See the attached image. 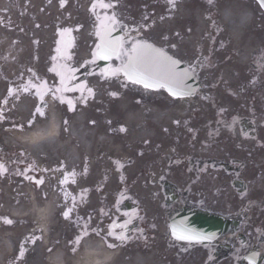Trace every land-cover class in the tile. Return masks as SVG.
Returning a JSON list of instances; mask_svg holds the SVG:
<instances>
[{"label": "bare ground", "instance_id": "6f19581e", "mask_svg": "<svg viewBox=\"0 0 264 264\" xmlns=\"http://www.w3.org/2000/svg\"><path fill=\"white\" fill-rule=\"evenodd\" d=\"M93 3L99 0H0V51L12 55L10 59L4 58V62H13L16 49L24 47L27 51L33 38L52 32L55 27L73 31L79 26V32L89 33ZM103 3L116 5L113 12L126 14L124 18L131 22L140 14H148L145 20L150 26L149 36L165 35L174 46V38L183 37L176 33V23L183 22L185 16L196 21L197 29L179 45H193L195 36L203 32L202 13L191 10V3L176 5L174 0L169 4L164 0H103ZM250 20V12L238 1L228 2L222 11L223 24L234 40ZM245 58L243 54L239 61L242 63ZM224 74V80L230 81L231 70L224 67ZM86 83L88 89H95V95L84 100L74 113L47 98L44 115L37 113L33 118L30 100L24 99L18 103L21 124L0 133L5 147L15 153V159L35 163L41 169L38 173L45 178L39 187L19 173L16 178L0 177V264H154L152 255L128 259L116 256L109 247V239L103 244L89 237L76 249L73 236L80 234L77 225L93 210L91 200L100 188H104V198L108 200L112 186L122 178L132 179L135 192L145 186L146 174L142 172L156 170L157 161L145 157L148 145H168L170 124L175 123L176 117L184 116L185 109L168 99L155 106L149 102L142 105L124 89L111 95L110 82L103 79L89 78ZM114 97L115 101L110 99ZM30 120H34L31 126ZM41 132L44 134L38 135ZM145 163V170H138ZM66 177L67 181L61 184ZM82 192L87 195L83 201ZM71 198L77 206L80 202L82 205L72 210ZM4 218L13 223L4 224Z\"/></svg>", "mask_w": 264, "mask_h": 264}, {"label": "flooded vegetation", "instance_id": "af4514ba", "mask_svg": "<svg viewBox=\"0 0 264 264\" xmlns=\"http://www.w3.org/2000/svg\"><path fill=\"white\" fill-rule=\"evenodd\" d=\"M254 7L257 9L256 24L241 33L243 43L255 42L244 68L246 74L242 75L237 86L245 103L239 107L236 117L231 116L217 123L218 129L224 128L232 133L237 130L239 139L236 150L241 155L231 158L230 153H226L224 159L216 160L206 154L207 149L197 151L193 147L196 134L188 128L189 124L183 123L185 144L183 147L176 145V157L169 165L174 166L176 176L190 178L189 182L180 192L176 191L177 198L170 197L164 180L171 173L167 169L158 181L159 193L151 198L156 203L154 209L149 212L136 207L124 210L118 204L115 209L119 216L109 220L107 234L103 236L105 242L108 238L111 240V249L116 255H152L156 258V264H248L252 257L255 258V264H264V191L258 189L254 193L258 195L257 199L247 193L245 187H239L241 182H247L244 179L246 176L255 179L256 183L264 179V23L260 22L264 19V13L255 2ZM54 39V44L41 57L42 63L54 64L60 71L71 69L67 64L78 59V47L75 43L70 46L63 37L56 36ZM126 40L125 46L130 47L133 40L128 36ZM231 44L232 40L227 38L225 45ZM36 50L35 41L32 52L28 57L24 55L20 64H10L7 69L0 66V116L3 117L0 128L20 123L17 104L21 100H30V111H35L38 100L43 102V98L39 99L38 96L45 91H37ZM240 54L237 51L228 57L235 59ZM87 63L91 64L89 68L68 74L88 73L104 77L102 70L92 61ZM118 65L119 60L112 63L111 68L116 69ZM45 107L43 104L42 110ZM177 126L176 123V129ZM212 170L219 174L217 185L193 192V186L200 184ZM184 209L202 210L210 216L237 221L239 226L204 243L178 241L169 234L167 225L171 216ZM110 225L114 233H123L128 239L122 243L114 236H109ZM87 237L82 234L78 245Z\"/></svg>", "mask_w": 264, "mask_h": 264}, {"label": "snow or ice", "instance_id": "6c2138e0", "mask_svg": "<svg viewBox=\"0 0 264 264\" xmlns=\"http://www.w3.org/2000/svg\"><path fill=\"white\" fill-rule=\"evenodd\" d=\"M261 3L264 4V0H261ZM99 6L101 8L111 7V5L104 4L103 0H99ZM116 26L117 21L115 18L110 20L105 18V20L100 23V30L97 32L100 42L96 45V52L93 53V55L102 60H112L115 58L120 61V66L118 68L109 69L112 75L122 73L132 84L142 85L143 88L150 90L164 89L174 98L185 97L191 94V90L187 85L189 73L187 70L179 68L180 62L178 60L173 59L163 49L157 48L143 40H135L131 43L130 47H126L127 40L124 36L114 37L112 35V33L116 31ZM62 71L64 72V75L61 76V83L63 84L64 80L69 78L67 74L71 73L73 70L62 69ZM61 90L62 89L58 88L56 91L59 92ZM63 90H68L67 85H65ZM9 91L11 92V89ZM88 91L91 92V89ZM40 95L42 99L43 93ZM42 106V103L37 104L33 112V118H35L37 113L41 116L44 115ZM0 112H2V109H0ZM2 119L3 117L0 116V120ZM33 122L34 120H30L28 125L31 126ZM20 130H22V126ZM123 130L124 129L121 128V131ZM42 134L44 133H38V135ZM5 171V166L0 164V174H3ZM66 181L67 177L61 181V184H64ZM34 182L37 185L43 183L42 180H35ZM64 216L65 218L68 217L67 211L64 213ZM3 223L10 225L13 221L4 218ZM170 227L172 236L179 241L200 243L214 238V234H204L197 231L188 226L184 221L174 223ZM83 234H88L86 229ZM108 235L114 236L115 239L122 243L128 239L123 233H114L111 225L109 226ZM73 243H79V237H77ZM109 247H112V245H109ZM248 264H255V258H249Z\"/></svg>", "mask_w": 264, "mask_h": 264}, {"label": "rangeland", "instance_id": "374dc122", "mask_svg": "<svg viewBox=\"0 0 264 264\" xmlns=\"http://www.w3.org/2000/svg\"><path fill=\"white\" fill-rule=\"evenodd\" d=\"M192 1L194 2V6H196V4L198 2H195L194 0H192ZM183 4H185V3H183ZM186 4H188V3H186ZM113 10H114V7L111 6L110 10H107L106 13L111 14V12H113ZM124 15H126V14H121L119 16V19L122 20V21H126V23H127L128 20L123 18V17H125ZM143 15L144 14H140L136 18H142ZM138 33L141 35L143 33V31L140 29V30H138ZM87 37H88V35L84 36L83 38L87 39ZM155 37H157L159 39V41H160L162 46H168L167 43H166V41L168 40L167 38L162 39L163 37L161 38L160 34L155 35ZM86 39H84V41ZM196 54L194 53V51H192V49L188 50L187 48H180V49H178V52H177V55L180 58H183V59L186 58L188 60L189 64H193L192 58H196L197 57ZM206 63L207 62L204 61V62H202V64L196 66V68H195L197 74L199 75V78L202 79L203 84H202V89H201L200 94L192 100L193 102L191 104H189L190 105L189 115L191 114L190 115L191 116V120H189V122L191 124L190 126L193 127L195 129V132L197 133V141H196L197 148H199L200 142H203V139L207 138L206 134L208 132V127H209L208 126L209 118L211 117L210 120H212L214 118V116H213L214 110H213L212 102L210 101L211 98H212V94L215 95V99L217 101H219L220 103L223 104V108L224 109L227 108V109H229V111H231V108H230V107H232L231 103H234L236 105L239 104V99H238L237 95L227 94L225 91L221 92L223 89H221L220 86L223 87V85L220 84V82H218L214 78V74L212 73V69H213L212 65L206 66ZM233 80H235V79H232V81ZM236 80H238V76H237ZM212 82H214V83L217 82L214 85V87L217 86V85H220V86L217 87V90L210 91L209 89H207V86L210 85ZM114 84L109 86L110 90H112V92H111L112 94H116V93L121 91V88L118 87L117 85H114ZM129 91H131V90L129 89ZM135 95L137 96L136 99H139L140 103L143 104V105H145V103L148 102V101L152 105H156L157 103H159L164 98H167V96L164 95V94L155 95L153 97L150 95L149 98H144V97H142L143 95L139 94V93H135ZM238 95H240V94H238ZM115 99L116 98H114L112 100L115 101ZM214 104L216 105L217 102L214 101ZM192 117H194V121L193 122H192ZM174 135L176 136V138H178L179 141L182 140V136L180 135V131H178ZM174 135H173V131L171 133L167 134L168 137H166V142H168V145H166L164 148H166L169 145L173 144L172 138H174ZM212 135L214 136V135H216V133L213 132ZM236 142H237V140H234L233 136H231L230 134H227L226 132L223 131L218 137H214L213 140L210 141L211 146L209 148H207V149L208 150H212L213 149L212 155L219 156V155H222L225 151H232V148L236 147V145H235ZM177 144L179 145V143H175V145H177ZM156 145L157 144L148 145V149L149 150H148L147 156L145 154V157L156 158V160H158V157L155 156V153H154V150L158 153V151L155 149V148H157V147H155ZM168 152H170V151L168 150ZM234 153L236 155L239 154V156L241 155V152H238V151L234 152ZM145 166H147L146 163L145 164H141V167L138 170L144 169ZM165 166L166 165L164 164V168H165ZM143 173H145V171H143ZM133 179H135V178H133ZM147 180H148V183L150 184L151 180H154V178L148 176ZM130 181H131V179L128 178V177L125 178V179H121L120 183H116L115 187L117 186V188H118V187L129 186ZM175 182L177 183L176 178H175ZM262 183H264V180L262 181ZM256 189H257V185H253L252 186V190L254 191V193L256 192ZM112 192H113V189H112ZM101 193H103V189H101ZM135 194H138L140 196L143 193L141 194V193H136L135 192L132 195H135ZM260 194H261V192H260ZM97 196H98V198H101V199L103 197L101 194H95L94 197H97ZM262 218L264 219V214L262 215Z\"/></svg>", "mask_w": 264, "mask_h": 264}, {"label": "water", "instance_id": "95a60500", "mask_svg": "<svg viewBox=\"0 0 264 264\" xmlns=\"http://www.w3.org/2000/svg\"><path fill=\"white\" fill-rule=\"evenodd\" d=\"M179 68L182 70H186L181 65H179ZM187 85H188L189 89L191 90L190 95H193L194 92L196 91L198 85H197L195 79L192 77L191 74H189V79L187 80ZM180 221H184L191 228H194L197 231H200L204 234H214L215 235L216 232H218L219 230H223L225 227L224 224L221 223L220 221H213V224L209 225L206 223L205 217H202V216H197V217H193V216L192 217H190V216L183 217L182 216V217L176 218V223H178Z\"/></svg>", "mask_w": 264, "mask_h": 264}]
</instances>
